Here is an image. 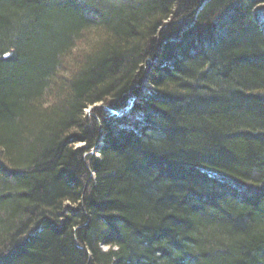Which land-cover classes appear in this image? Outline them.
<instances>
[{
    "label": "trees",
    "instance_id": "16d2710c",
    "mask_svg": "<svg viewBox=\"0 0 264 264\" xmlns=\"http://www.w3.org/2000/svg\"><path fill=\"white\" fill-rule=\"evenodd\" d=\"M262 93L264 0H0V264H264Z\"/></svg>",
    "mask_w": 264,
    "mask_h": 264
},
{
    "label": "rangeland",
    "instance_id": "374dc122",
    "mask_svg": "<svg viewBox=\"0 0 264 264\" xmlns=\"http://www.w3.org/2000/svg\"><path fill=\"white\" fill-rule=\"evenodd\" d=\"M92 31L91 32H87L85 34V36L83 37V39H81V41L78 40L77 42V47H74V50L71 52L72 55L75 57L74 60H69V56H63V62L61 63V68L54 80V85L52 87V90L49 91V94L46 96L47 99H43V100H47V101H51L52 97L56 96L58 91L63 88L64 91H67V82L70 80L71 75H73V72L76 71V69L78 68V65L80 63V61L83 59L82 58V54L80 53V49H78V47L82 48V45L85 46V50H88L91 48V46L89 45V43L92 42L93 38H92ZM85 44V45H84ZM144 83L146 84V88L148 89L149 87L152 88L150 85L147 84V80L146 78H144ZM59 89V90H57ZM132 92V90L127 91V95L130 94ZM59 94V93H58ZM63 95V92H62ZM61 95H57V98H62L60 97ZM143 103L141 97H131V99L129 100H123V99H119V104H121V106L117 109L115 108L113 110V108H111L112 106H110L112 113L117 114V113H125L126 111H129L132 109L133 106L135 105H139ZM108 103H102V106H106L105 108H107ZM97 105V103L93 104V105H89L88 107H86L84 109V115H90L91 114V110L93 107H95ZM100 105V104H98ZM138 112L134 111L133 112V116H136ZM102 137L101 135H99L96 139V145L92 148H89V152L94 153L95 155H99L97 153V149L102 145L103 141H101ZM75 147L78 148H82V147H87V144L84 141H80L77 144H75ZM88 154H85V156ZM101 250H107L106 246H101Z\"/></svg>",
    "mask_w": 264,
    "mask_h": 264
},
{
    "label": "snow or ice",
    "instance_id": "6c2138e0",
    "mask_svg": "<svg viewBox=\"0 0 264 264\" xmlns=\"http://www.w3.org/2000/svg\"><path fill=\"white\" fill-rule=\"evenodd\" d=\"M68 56H69L70 61L75 59V57L72 55V53H68ZM262 95H264V93H262ZM248 183H251V180H249Z\"/></svg>",
    "mask_w": 264,
    "mask_h": 264
}]
</instances>
